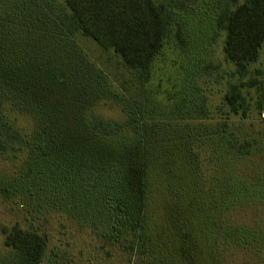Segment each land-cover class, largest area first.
Returning <instances> with one entry per match:
<instances>
[{"label": "trees", "instance_id": "16d2710c", "mask_svg": "<svg viewBox=\"0 0 264 264\" xmlns=\"http://www.w3.org/2000/svg\"><path fill=\"white\" fill-rule=\"evenodd\" d=\"M198 10L191 19L224 36V62L231 70L211 64L194 70L217 86L226 81L216 108L202 90L205 81L194 78L201 100L171 99L166 114L152 103L154 68L168 46L188 52L193 22L187 16ZM77 33L118 57L142 96L150 92L131 102L123 120L95 112L107 82L75 41ZM263 49L264 0H0V155L10 149L23 154L28 146L25 160L39 165L37 173L17 180L38 225L0 224L7 255L0 264H75L70 236L49 247L50 221L58 222L61 234L71 227L88 230L115 249L131 236L143 262L215 264L235 240L256 249L264 264V228L254 235L229 229L220 214L229 192L218 180L207 183L205 172L220 160L245 157L253 146L230 132L227 122L253 109L264 114V79L252 71ZM218 112L224 118H216ZM21 120L29 121L27 132ZM157 178L174 199L169 210L155 205ZM185 180L200 186L190 197L187 223L181 218ZM173 211L179 215H167ZM199 233L207 235L206 251ZM106 256L110 260L112 252Z\"/></svg>", "mask_w": 264, "mask_h": 264}, {"label": "rangeland", "instance_id": "374dc122", "mask_svg": "<svg viewBox=\"0 0 264 264\" xmlns=\"http://www.w3.org/2000/svg\"><path fill=\"white\" fill-rule=\"evenodd\" d=\"M200 13L201 11L199 12L198 10L196 14L187 17L191 19L196 16L197 18ZM196 18L191 19L193 23H189L188 27V36L189 32L191 33L188 52L185 54L179 53L177 49L173 50L168 46L154 68L153 93H149L155 96L152 98V103L166 110V114H169L171 109L172 102H169L171 99L180 102L179 99H193L196 97L198 101L201 100L204 94L193 89L192 80L194 78H200L201 81H205L201 83L204 84L202 90L204 89L203 92L207 97L209 95V102H212L210 108H216L219 102L218 98L224 90L226 81L224 80L221 85L217 86L213 84L212 78L208 76L196 77L194 70L197 71L200 66L207 64H211L213 67L217 66V69L224 73L231 70V66L226 65L224 62L222 51L224 36L216 37L210 24L202 23L204 28H198L196 23L200 21H197ZM74 39L86 52L90 60L102 71L105 76L104 81L107 82L100 91L101 100L98 99L94 105L96 113L106 120H123L131 102L144 100L149 97V93L146 98L142 96V88L138 85L133 73L113 53L101 49L81 33H77ZM252 69H254L252 71L256 70V75L254 72L253 76L255 75L259 80L264 79V49L258 63ZM259 71L261 73H257ZM193 72H195L194 75ZM213 74L216 75V72L214 71ZM158 87L161 89V93L157 90ZM108 97L111 99H107ZM215 117L224 118L220 112ZM227 123L230 132L237 138L253 140L251 142L253 146L245 157L232 156L227 160H220L214 169L206 170L205 172L208 175L206 176V181L208 183L210 180H218L226 186V190L229 192L227 198L224 199L227 208L220 213L221 218L224 219L222 222L226 223L229 229L235 227L236 232L242 229L241 233L249 232L254 235L255 232V234H259L258 229L264 228V114L262 115L253 109L244 116H231ZM19 124L22 127H26V132L28 131V125L30 124L28 120H21ZM23 147L28 149V146ZM26 149H24L25 152L23 154L10 149L6 154L0 155L1 225L10 227L15 223H19L23 228H27L30 224L38 225L36 221L30 219L25 206L26 200L21 193V191H24L18 188L20 183L17 180H20V177L26 179L30 174L37 173L39 170V165L34 160H25L30 159L27 157ZM128 171L129 175L134 174L133 170ZM215 175L218 179L215 178ZM192 183L194 182L192 181ZM152 187L156 200L155 205H159L160 208L166 210H169V205L172 208L174 207L172 205L174 204V199L170 196L168 190L165 189L167 187L164 185L162 178H157L155 182L153 181ZM198 187H200L199 183L189 186L185 180L183 189L186 192L187 201H185L184 208L181 210V218L185 223L190 221L191 218L189 211V205H191L190 197L195 196L198 192ZM46 192L49 191L46 190ZM231 200L233 201L232 204ZM165 205L167 206L165 207ZM154 211L155 209L151 211L153 214H150L153 220L157 217ZM169 214L171 216L174 214L179 215L177 211L167 212L168 216ZM57 223L56 221L55 223L50 221V224L54 225V229L50 228L48 230L49 247L60 242L61 238L70 236L71 239L73 238L71 244L75 247V252L70 255V258L74 260L75 264L86 262L95 264L97 263L93 259L95 255L98 257L97 259L101 260L98 264H159V260L157 261L156 258L152 263L150 261L143 262L137 254L136 241L132 240L131 236L124 237L119 248L115 249L107 242L99 241V238L96 239V235L90 234L88 230L78 229V231L77 228L71 227L64 232L65 234H61L60 231L64 230ZM258 225L261 226L256 228ZM206 237L207 235L199 233V240L202 241L204 251H206ZM209 237L211 238V232H209ZM3 242L4 236L0 233L1 262L6 261L7 258ZM226 246L223 251L221 249L215 264H261L260 259L263 256L251 245L236 244L234 240L228 248ZM97 249H102L103 251ZM108 250L112 252L110 260L107 256L103 259L105 252ZM104 260H109V262L105 263ZM194 260H196V256H194Z\"/></svg>", "mask_w": 264, "mask_h": 264}]
</instances>
